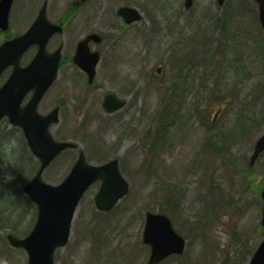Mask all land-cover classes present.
<instances>
[{
	"label": "rangeland",
	"instance_id": "rangeland-1",
	"mask_svg": "<svg viewBox=\"0 0 264 264\" xmlns=\"http://www.w3.org/2000/svg\"><path fill=\"white\" fill-rule=\"evenodd\" d=\"M44 1L48 18L65 22V30L48 46L50 52L63 46V55L59 78L39 111L59 107L54 137L79 143L94 164L119 158L130 184L111 212L97 209L101 183L92 186L79 204L68 245L55 253L57 264H148L147 211L168 215L187 239L183 255L161 264H248L264 239V153L250 165L264 132V31L258 5L194 0L187 9L185 0H89L82 6L75 5L77 0H16L9 34L0 32V45L23 34ZM122 6L138 9L143 18L126 25L117 14ZM91 31L104 37L90 45L102 57L93 84L73 63L77 43ZM34 54L30 50L22 65ZM108 92L125 99L126 106L107 114L102 103ZM1 124V146L7 149L0 153V188H20L36 173L35 161L32 175V165H9L11 151L25 158L29 150L22 132L14 133L7 121ZM217 141L222 155L210 148ZM78 155V150L64 152L43 180L62 182ZM9 171L27 173L18 178ZM4 196L0 264H27L26 251L13 248L6 236H27L36 207L13 198L18 207H9L5 202L13 194Z\"/></svg>",
	"mask_w": 264,
	"mask_h": 264
},
{
	"label": "water",
	"instance_id": "water-1",
	"mask_svg": "<svg viewBox=\"0 0 264 264\" xmlns=\"http://www.w3.org/2000/svg\"><path fill=\"white\" fill-rule=\"evenodd\" d=\"M254 1L258 3L259 18L264 29V0ZM13 2L14 0H0V31L9 29ZM193 2L194 0H185L186 7L190 8ZM224 2L225 0H218L220 5ZM119 15L127 23L141 19V14L134 8L123 7L119 10ZM62 31L61 26L48 20L45 4L26 33L0 46V77L8 67L13 66L11 76L0 88V120L8 117L10 124L24 130L30 149L41 163L36 176L23 188L29 199L37 205L35 227L25 238L8 235L13 247L23 248L28 253L27 264H57L55 252L68 244L79 203L95 182H102L95 197V204L101 211H111L129 191V183L120 171L118 159L94 165L87 162L83 151L62 183L52 185L42 179L44 170L62 151L78 147L72 142L56 141L49 131L51 125L60 121L59 108L46 116L38 112L41 99L58 78L61 59L62 49L51 54L47 51V45L54 34ZM92 39L96 43L101 41L98 35L89 36L79 43L74 57V62L88 74L90 83L95 78L100 61V53L90 51L88 44ZM34 45L38 47L36 56L29 65L22 67L21 59ZM30 91H34L32 98L26 106H22ZM125 104V101L111 93L106 95L103 107L107 112L113 113ZM263 151L264 133L255 146L252 164ZM262 197L264 198V191ZM262 224L264 225V208ZM143 241L151 247L148 264H159L173 254H183L186 249V240L174 230L170 218L160 213L147 212ZM250 264H264V241Z\"/></svg>",
	"mask_w": 264,
	"mask_h": 264
},
{
	"label": "trees",
	"instance_id": "trees-1",
	"mask_svg": "<svg viewBox=\"0 0 264 264\" xmlns=\"http://www.w3.org/2000/svg\"><path fill=\"white\" fill-rule=\"evenodd\" d=\"M212 119L210 121V123H211L210 124V127L211 128H214V125L212 124ZM206 122H207V120H206ZM13 131H14V133L16 132V130H13ZM213 136H214V138H217L218 137L217 133H215V132L213 133ZM6 138H7V136H6ZM11 139L12 138H10V140ZM9 141H8V143H9ZM2 142H3V140L0 141V153L5 152L3 149H7L6 147H2L1 146L2 145ZM211 146H212V149H213L214 152H216V151L217 152H220L221 155L224 153V148L221 146L220 142L217 141V143H214ZM10 155L12 156V151H11V154ZM17 156H18V158H16ZM14 158H16L15 161H14ZM32 159L33 158L30 155H28V159H27V157L24 158V157H21L19 155L12 156V161H14L13 163L19 164V165H22V166L25 165L26 161H27V163H29ZM9 173H13L15 176H17L19 178L21 175L25 174L26 171H10ZM29 174L32 175V173H29ZM0 179H3V177L1 176ZM7 188H11L12 189L11 185H7ZM19 189L20 188H16V190L18 192H19ZM24 200H26V199H24ZM9 201H10V204H12V205H10V204H8V205L13 206V207H18V206H15V205H17V203L15 202V200L9 199ZM26 202H29V201H26ZM169 202L172 203L171 201H169ZM29 203L32 204L31 202H29ZM1 227H3V226H1Z\"/></svg>",
	"mask_w": 264,
	"mask_h": 264
},
{
	"label": "flooded vegetation",
	"instance_id": "flooded-vegetation-1",
	"mask_svg": "<svg viewBox=\"0 0 264 264\" xmlns=\"http://www.w3.org/2000/svg\"><path fill=\"white\" fill-rule=\"evenodd\" d=\"M45 2H47V1H44L43 2V4H42V6H41V8L43 7V5H44V3ZM77 2H78V0L75 2V5L77 4ZM77 6H82V5H77ZM41 8L39 9V12H40V10H41ZM75 10V8L72 6V12H76V11H74ZM77 10V9H76ZM79 10V9H78ZM77 10V11H78ZM38 12V13H39ZM69 14V13H68ZM74 15V14H73ZM65 22H62V23H59L60 25H62L63 27H64V24ZM64 30H65V27H64ZM93 33H96V32H93V31H91V32H89V33H86V34H84L83 36H82V38L80 39V41L77 43V46H78V44L82 41V40H84L86 37H88L90 34H93ZM103 40H104V37H103ZM77 46H76V49H75V52H74V55H75V53H76V50H77ZM60 47V46H59ZM37 48H33L32 50H36ZM74 55H73V57H74ZM16 130H18V129H16ZM3 158L5 159V158H8V156H2L1 157V159L3 160ZM13 162L12 161H10V163H9V165L10 164H12Z\"/></svg>",
	"mask_w": 264,
	"mask_h": 264
}]
</instances>
